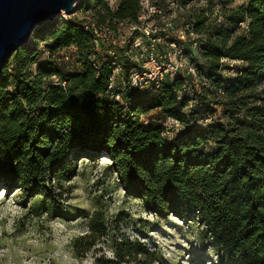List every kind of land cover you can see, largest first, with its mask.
<instances>
[{"label":"trees","instance_id":"trees-1","mask_svg":"<svg viewBox=\"0 0 264 264\" xmlns=\"http://www.w3.org/2000/svg\"><path fill=\"white\" fill-rule=\"evenodd\" d=\"M140 2L117 0L112 9L106 0H81L78 8L116 30L119 21L138 23ZM228 2L235 4L217 14L224 26L202 13L191 21L193 32L205 34L199 50L186 48L195 75L167 74L157 88L127 86L126 104L114 98L109 79L113 62L125 77L137 66L122 56L128 45L114 47L115 57L98 54L91 30L75 16L42 26L46 59L39 60V41L24 44L0 74L2 181L27 197L48 194L76 175L80 155L103 154L126 194L150 212L196 218L227 264H264V0ZM224 58L241 64L231 68ZM191 76L207 82L202 94L193 95ZM193 97L200 110L188 107ZM220 111L224 119L215 117ZM207 115L212 120L202 123ZM168 118L180 124L171 138L163 134ZM97 217L91 226L100 234ZM112 248L114 256L100 264L153 262L137 239Z\"/></svg>","mask_w":264,"mask_h":264},{"label":"rangeland","instance_id":"rangeland-1","mask_svg":"<svg viewBox=\"0 0 264 264\" xmlns=\"http://www.w3.org/2000/svg\"><path fill=\"white\" fill-rule=\"evenodd\" d=\"M223 4L229 7L235 3L141 0V21L137 28L131 32L129 22L125 21L117 24L116 32L148 35L161 42L162 38L178 35L185 23H191L201 13L216 21ZM85 13L78 8L71 15L59 14L54 21L60 24L70 16L80 18ZM42 26L48 27L49 22ZM42 26L34 30L26 43L39 41V60H45L48 51L41 41ZM70 53L68 49L61 51L64 57ZM190 81L194 96L207 87L201 77L194 76ZM261 87L264 88V83ZM189 106L202 108L198 97H193ZM214 115L224 119L221 111ZM205 117L200 116L199 120L203 123ZM177 128L167 122L168 138L177 134ZM75 164L74 177L36 197H27L19 185L7 186L0 178V264H100L104 258L114 256L113 244L124 238L137 239L152 252L151 264H227L214 244L204 237L206 229L196 218L158 216L145 208L140 199L126 194L108 156L80 155ZM95 215L102 225L100 234L92 230ZM89 242L93 245L86 250ZM145 260L139 258L135 263L125 264H146Z\"/></svg>","mask_w":264,"mask_h":264},{"label":"built area","instance_id":"built-area-1","mask_svg":"<svg viewBox=\"0 0 264 264\" xmlns=\"http://www.w3.org/2000/svg\"><path fill=\"white\" fill-rule=\"evenodd\" d=\"M109 7L114 9L117 5V0H106ZM76 12V11H75ZM74 12V13H75ZM80 18L84 20L83 24L86 29L91 30L93 34V43L96 52L100 55L108 54L115 57V48L125 47L122 56L128 62L135 63L137 66L129 70L127 77L121 74V67L113 62L112 75L109 79V88L114 92V98L120 100L123 104L125 101L121 98V91L128 86L133 89L144 90L148 88H157L165 75L181 74L186 76L188 74L195 75V68L190 63L191 52H187V45L192 49L199 50L200 42L205 40V34H197L193 32L192 23H185L183 28L179 30L178 35L172 37L170 42L162 50L155 48V43L160 42L159 38L150 37L148 35L127 36L126 34H118L116 30L112 29L107 24H98L95 18L86 12ZM138 23H129L128 29L134 31L141 21V16L137 17ZM217 23L223 25L225 22L222 17H217ZM125 21L117 22L124 23ZM135 24V25H134ZM224 26V25H223ZM241 26L245 27V23L241 22ZM130 32V33H131ZM186 36V38H185ZM74 50V49H71ZM67 58V56H65ZM221 62L231 68L241 64L240 60L222 59ZM186 71L187 74H184ZM152 111L151 113H153ZM148 115L141 116L144 123H147ZM212 120V116L207 115L205 121ZM167 122L171 125L178 126L180 124L173 118H168L164 124L165 131L163 134L167 135Z\"/></svg>","mask_w":264,"mask_h":264},{"label":"water","instance_id":"water-1","mask_svg":"<svg viewBox=\"0 0 264 264\" xmlns=\"http://www.w3.org/2000/svg\"><path fill=\"white\" fill-rule=\"evenodd\" d=\"M81 0H0V74L12 53L37 27L73 14Z\"/></svg>","mask_w":264,"mask_h":264}]
</instances>
